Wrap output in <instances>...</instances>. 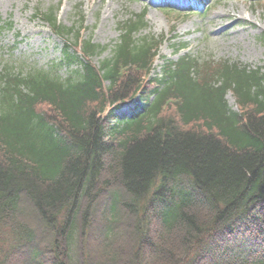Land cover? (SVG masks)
Wrapping results in <instances>:
<instances>
[{"label":"trees","instance_id":"1","mask_svg":"<svg viewBox=\"0 0 264 264\" xmlns=\"http://www.w3.org/2000/svg\"><path fill=\"white\" fill-rule=\"evenodd\" d=\"M145 26L120 23L100 66L78 34L74 76L0 74V264H264V73L186 56L146 80Z\"/></svg>","mask_w":264,"mask_h":264},{"label":"rangeland","instance_id":"2","mask_svg":"<svg viewBox=\"0 0 264 264\" xmlns=\"http://www.w3.org/2000/svg\"><path fill=\"white\" fill-rule=\"evenodd\" d=\"M191 3L190 0H0V72L12 64L25 74L32 68L48 70L61 60L65 53L63 41L36 15L37 10L47 12L51 9L57 13L59 22L66 26L78 24L80 15L83 16L84 38H92L96 44L108 47L93 57L96 65L111 56L120 34L119 22L132 13L146 10L148 26L136 38L148 35L165 37L152 76L162 72L165 62L177 60L184 53L264 68L261 7L264 2L205 0L203 11L179 10L188 9ZM168 6L176 7L175 10L186 15L170 11ZM7 22L12 27H8ZM182 45L187 48L178 53L177 48ZM73 70L62 67L60 75L63 78L74 76ZM226 99L232 110H239L232 93L228 92ZM134 105L132 102L128 104Z\"/></svg>","mask_w":264,"mask_h":264}]
</instances>
